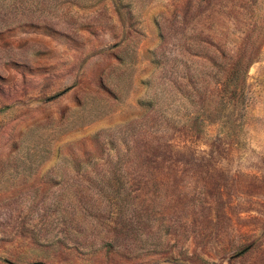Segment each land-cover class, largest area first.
Listing matches in <instances>:
<instances>
[{"label": "rangeland", "instance_id": "374dc122", "mask_svg": "<svg viewBox=\"0 0 264 264\" xmlns=\"http://www.w3.org/2000/svg\"><path fill=\"white\" fill-rule=\"evenodd\" d=\"M0 264H264V0H0Z\"/></svg>", "mask_w": 264, "mask_h": 264}]
</instances>
